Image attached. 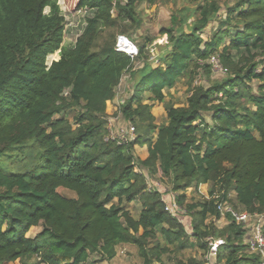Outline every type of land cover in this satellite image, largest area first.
<instances>
[{
	"label": "trees",
	"instance_id": "trees-1",
	"mask_svg": "<svg viewBox=\"0 0 264 264\" xmlns=\"http://www.w3.org/2000/svg\"><path fill=\"white\" fill-rule=\"evenodd\" d=\"M58 1L0 0V159L31 141L40 150L22 173L0 167V264H89L95 255L111 262L121 245L136 247L143 264H166L192 249L208 255L209 237L224 241L212 262L262 264L242 225L230 214L223 228L215 220L225 202L264 215V0H77L91 14L70 48L62 46ZM142 3L174 7L159 31L167 44L156 67V38L134 56L116 51L119 36L131 41L142 26ZM213 57L225 70L221 79L212 77ZM127 76L133 94L119 110L136 137L125 143L112 140L107 103ZM180 83L187 98L177 106L166 92ZM155 104L166 112L160 125ZM137 147L147 148L145 160ZM156 178L169 190L149 189ZM204 185L209 199L185 205L188 189L200 193ZM173 201L186 214L168 213ZM132 202L141 208L137 218L125 207Z\"/></svg>",
	"mask_w": 264,
	"mask_h": 264
},
{
	"label": "rangeland",
	"instance_id": "rangeland-1",
	"mask_svg": "<svg viewBox=\"0 0 264 264\" xmlns=\"http://www.w3.org/2000/svg\"><path fill=\"white\" fill-rule=\"evenodd\" d=\"M198 4L202 2V0H197ZM236 0H220L222 5L227 4L228 2L233 3ZM58 4L60 9L66 20V29L63 39V47H73L76 43L77 38L83 32V29L86 25V19L90 16L91 11L79 9L77 7V0H59ZM139 10L143 12L144 22L142 26L135 31L133 35H131L130 39L134 45H141L145 39L147 38H156V41L153 43L151 47L153 53L152 63L156 67L159 62L156 60L157 56L161 53L165 52V45L167 44V38L165 36H159V31L162 27H167L169 25L170 16L174 7L170 5H162L159 4L157 6L149 7L147 3H142L139 5ZM49 12V9L46 10V13ZM226 10L223 6L221 11V17L219 20H224ZM219 27V21H215L203 31L202 37L205 42H207L211 37L216 33ZM119 39V37H118ZM117 39V43H118ZM116 43V45H117ZM60 59V50L57 51L54 55H51L47 58V65L50 66L54 60ZM214 79H221L222 74H217L212 76ZM129 76L125 77L121 82L118 88V97L115 101L111 103H107V116L109 122V128L113 133L114 138H119L120 133H116L115 131L118 129L124 128V124L126 125V121L122 114L120 113V101H127L133 94V86L132 83L129 82ZM205 83V82H203ZM254 88L257 87V82L253 84ZM166 96L168 100L173 101L174 103H178L177 106H182L186 102L187 94L186 87L180 83L176 88L171 89L169 92H166ZM148 95L144 96L145 103L150 104L147 100ZM152 115L155 117L156 124H163L165 122L166 112L162 104H155L152 108ZM74 114L70 113L67 115V118L70 121H73ZM205 119L212 124L210 113L204 115ZM124 136H128L127 133ZM33 145V146H32ZM35 145V146H34ZM29 146H32L29 147ZM25 148H29L31 154L25 152ZM143 149V148H141ZM140 149V150H141ZM145 149V148H144ZM40 152L38 144L36 142H27L19 147H16L13 151L8 154H5L0 159V167L9 173H22L25 170H28L31 167V162L33 156H36ZM139 154H136L139 158V155H142L143 152L139 151ZM31 155V156H29ZM141 159V158H140ZM155 183L157 186L162 187L163 190H169L168 187L161 183L158 178H156ZM161 184V185H160ZM205 187V186H204ZM58 192L67 197L74 198L76 196L75 192L66 190V189H58ZM192 189H188V199L185 203H191L192 201L198 200H208V191L207 188L201 189L200 193L192 192ZM191 193V194H190ZM235 194H231V199L234 200ZM125 207L130 210L132 216L137 218L140 214L141 208L138 202H132L130 204H125ZM185 207V206H184ZM215 224L218 228H223L227 225V220L221 218L220 220H215ZM40 232H42V227H34L32 228L27 236L31 238H35ZM206 256L199 249H192L185 251L179 255H174L170 258V262H166V264H192L193 262H203L206 261ZM19 264V263H14ZM89 264H143L142 259L139 256L138 250L136 247L131 245H121L117 248V256L111 262L102 260L98 255L91 257Z\"/></svg>",
	"mask_w": 264,
	"mask_h": 264
},
{
	"label": "built area",
	"instance_id": "built-area-1",
	"mask_svg": "<svg viewBox=\"0 0 264 264\" xmlns=\"http://www.w3.org/2000/svg\"><path fill=\"white\" fill-rule=\"evenodd\" d=\"M124 41H126L127 43L129 41L133 45L134 48L131 50V52L123 50L122 43ZM116 51L126 53L130 56H134L137 55L138 48L126 37L119 36L118 43L116 45ZM210 63L213 66L214 73L222 75L225 74V70L221 67L218 57L211 58ZM119 133L121 137L117 139L122 140L121 142L125 143L131 142L136 137V130L133 126H129V128H122L120 129ZM125 133H127L128 136H124ZM110 134L112 140H116V138L112 136L113 133L111 132ZM156 186L157 185L151 184L149 185V189L156 188ZM171 194L174 196L173 193ZM165 210L173 216H178L179 214H186L185 209L180 207L175 201L166 204ZM218 210L220 211L222 218L225 219L226 216L230 214L236 224L243 226L246 231L245 242L248 245L250 252L260 256L262 259V264H264V215H252L248 212L237 211L227 202H225L224 204H219ZM207 242L209 244L210 250L208 255L206 256L205 264H217L215 262H212V259L217 257L218 249L221 245L224 244V241L220 239L215 240L212 237H209L207 239Z\"/></svg>",
	"mask_w": 264,
	"mask_h": 264
},
{
	"label": "crops",
	"instance_id": "crops-1",
	"mask_svg": "<svg viewBox=\"0 0 264 264\" xmlns=\"http://www.w3.org/2000/svg\"><path fill=\"white\" fill-rule=\"evenodd\" d=\"M166 116V115H165ZM141 148H139V147H137L136 148V154H139L140 152L139 151H142L143 152V154L142 155H139L140 156V158L142 159V160H145L147 157H148V151H147V148H143V149H141ZM205 186V187H204ZM204 186H202L201 187V189H203V188H207V191H208V189H209V186L208 185H204Z\"/></svg>",
	"mask_w": 264,
	"mask_h": 264
},
{
	"label": "bare ground",
	"instance_id": "bare-ground-1",
	"mask_svg": "<svg viewBox=\"0 0 264 264\" xmlns=\"http://www.w3.org/2000/svg\"><path fill=\"white\" fill-rule=\"evenodd\" d=\"M50 9V8H49ZM122 48L124 51H127V52H131V50L134 48L133 45L128 41V43L126 41H124L122 43Z\"/></svg>",
	"mask_w": 264,
	"mask_h": 264
}]
</instances>
